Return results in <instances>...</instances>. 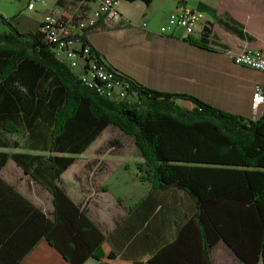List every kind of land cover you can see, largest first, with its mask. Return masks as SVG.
Returning a JSON list of instances; mask_svg holds the SVG:
<instances>
[{
  "label": "trees",
  "instance_id": "16d2710c",
  "mask_svg": "<svg viewBox=\"0 0 264 264\" xmlns=\"http://www.w3.org/2000/svg\"><path fill=\"white\" fill-rule=\"evenodd\" d=\"M0 22L8 27L0 30V148L47 152L0 150V172L11 157L52 193L54 205L49 218L0 175V264H21L41 240L69 264H115L103 232L59 185L75 159L68 154L84 152L108 125L134 140L142 181L182 190L196 206L173 244L128 264H212L209 250L219 241L244 264H264V115L245 118L129 76L128 98L110 100L55 56L40 29L21 33L1 13ZM87 32L77 37L83 44ZM209 35L205 27L197 43L205 46Z\"/></svg>",
  "mask_w": 264,
  "mask_h": 264
},
{
  "label": "crops",
  "instance_id": "0c3cea01",
  "mask_svg": "<svg viewBox=\"0 0 264 264\" xmlns=\"http://www.w3.org/2000/svg\"><path fill=\"white\" fill-rule=\"evenodd\" d=\"M32 1L0 0V13L21 33L35 32L40 29L45 14L67 11L72 2L65 0L58 4V0H37L29 9ZM181 7L203 13L204 19L196 31L189 34L184 28H176L171 34L162 33L160 29L168 16ZM119 10L123 19L119 24L108 26L100 16L97 2L90 0L82 7L84 15L97 19L95 26L88 29V39L112 67L158 92L197 98L252 120L264 115V103L253 105L256 86L264 85V72L235 64L223 51L239 53L245 48L264 49V0H152L149 4L143 0H120ZM205 27L210 29V35L202 46L197 42ZM7 29L0 22V30ZM176 103L194 107L190 99L176 98ZM112 127L116 126L108 125L84 152L68 154L75 159L61 174L59 185L103 232L107 244L116 253L115 264L146 262L178 239L180 228L196 212L195 202L182 190L153 189L149 182L144 184V193L130 199L132 185L136 184L131 182V175L140 176L137 164L142 157L139 151L138 157V153L134 156L115 151V148H123V142L109 133ZM17 137L10 135L13 139ZM23 140L21 138V144ZM103 146L107 150L99 151ZM91 149L96 150L91 152ZM0 150L10 154H47L21 147ZM85 161L87 165L99 167L97 180L103 187L94 206L98 214L86 208L89 199L84 195L95 186L91 184V169L85 166ZM0 175L52 218V193L11 157ZM107 204L112 206L111 212L124 208L107 218ZM195 234H187V237L194 242ZM209 254L212 264H244L223 241L217 242ZM21 264L69 263L48 241L41 240ZM85 264L99 263L89 259Z\"/></svg>",
  "mask_w": 264,
  "mask_h": 264
},
{
  "label": "built area",
  "instance_id": "2783aa9c",
  "mask_svg": "<svg viewBox=\"0 0 264 264\" xmlns=\"http://www.w3.org/2000/svg\"><path fill=\"white\" fill-rule=\"evenodd\" d=\"M90 0H72L67 11L47 13L44 15L40 31L52 45L56 57L75 71L81 81L89 88L102 92L110 100L120 102L128 98V76L112 67L102 54L91 44L86 34L87 43L83 44L77 37L84 34L89 27L95 26L96 18L82 12L84 4ZM98 3L100 16L108 26L119 24L123 16L119 10L120 0H91ZM37 0L29 3L32 9ZM204 19L203 13L191 8L181 7L172 12L160 31L171 34L176 28H184L191 34ZM233 62L240 66L264 72V49L245 48L239 53L223 49ZM264 103V85H257L253 105Z\"/></svg>",
  "mask_w": 264,
  "mask_h": 264
},
{
  "label": "rangeland",
  "instance_id": "374dc122",
  "mask_svg": "<svg viewBox=\"0 0 264 264\" xmlns=\"http://www.w3.org/2000/svg\"><path fill=\"white\" fill-rule=\"evenodd\" d=\"M109 133L112 136L117 137V139H119V140H121L123 142L122 143L123 144V148H115L114 149L115 151H117V152L118 151H121V153L122 152L123 153L126 152L127 154H130V155H133L134 154V156H136L137 153H138L137 157L140 156L139 155V152H138L139 150H137V147L135 146L132 137L126 135L119 128L117 129L116 127H112L110 129ZM93 150H96V149H91V152H93ZM105 150H107V148L105 146H103L102 148H100L99 151H105ZM87 163H88V161H85V166H88L91 169V173H90L89 177H91V179L93 180V182L91 184H94L93 186H95V187L92 188L91 185H90V187H91L90 190L88 192H86L85 195H84L86 199H89L87 201V204H86L87 207L86 208L89 211H91V212L93 211V213L96 212L98 214V212H97V209L98 208L97 207H94V206L96 204V199L99 196L98 194L100 193V190L103 187V184L102 183H99L98 180H97V177H98L97 173L99 172L98 165H95V164L94 165H90V164L87 165ZM94 166H96V167L94 168ZM118 168H119V165L117 164L116 165V169L118 170ZM118 181H119V178H118ZM131 182L132 183H136V184L132 185L133 190H132V193H130V199H136L140 194H142V193L145 192L146 186L144 184H147V183H145V181H142L140 179V176H137V174H132L131 175ZM107 187H109L108 184H107ZM125 199H129V198L128 197H125ZM120 206H121V204H120ZM123 208H121V209H123ZM105 209H106V213H108L107 218H109V216H110V218H112L114 216V214H119L120 213V210H121V209H113V211L111 212L112 206L108 207V204L106 205V208Z\"/></svg>",
  "mask_w": 264,
  "mask_h": 264
}]
</instances>
